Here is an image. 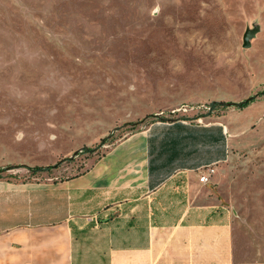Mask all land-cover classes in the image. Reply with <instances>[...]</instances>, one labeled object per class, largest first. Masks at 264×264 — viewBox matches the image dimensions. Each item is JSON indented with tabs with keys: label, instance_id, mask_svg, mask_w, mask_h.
I'll list each match as a JSON object with an SVG mask.
<instances>
[{
	"label": "rangeland",
	"instance_id": "obj_1",
	"mask_svg": "<svg viewBox=\"0 0 264 264\" xmlns=\"http://www.w3.org/2000/svg\"><path fill=\"white\" fill-rule=\"evenodd\" d=\"M173 120L224 130L201 192L229 211L234 264H264V0H0V179L80 174Z\"/></svg>",
	"mask_w": 264,
	"mask_h": 264
},
{
	"label": "crops",
	"instance_id": "obj_2",
	"mask_svg": "<svg viewBox=\"0 0 264 264\" xmlns=\"http://www.w3.org/2000/svg\"><path fill=\"white\" fill-rule=\"evenodd\" d=\"M226 143L220 128L154 122L80 174L0 179V264H234L229 211L197 177Z\"/></svg>",
	"mask_w": 264,
	"mask_h": 264
},
{
	"label": "trees",
	"instance_id": "obj_3",
	"mask_svg": "<svg viewBox=\"0 0 264 264\" xmlns=\"http://www.w3.org/2000/svg\"><path fill=\"white\" fill-rule=\"evenodd\" d=\"M257 96H251V98L245 100V101H242V102H239V103H236V104H233L235 106V108H238L240 110H243L245 109L246 107L252 105V103H254L256 100H257ZM227 103H213L212 104V109L215 110V109H218L220 106H227L226 105ZM173 121H180V120H173ZM172 121V122H173ZM144 122V121H143ZM141 122V124L143 123ZM145 122H147V120H145ZM148 123H154V122H148ZM109 138L103 140V142H107ZM84 152H87V153H93L94 150L92 149H89V148H83L82 152L79 151L78 153L75 154V156H79L80 153H84ZM73 158H66L60 162H58L57 164L55 165H51V166H48L46 168L44 167H32V168H29V170L32 172L33 175H36L38 173H47V174H50L52 173L54 170H57L59 169L61 166V164L64 162V161H72ZM16 167H21V166H16ZM27 168V167H26ZM11 169V168H9ZM2 169L0 170V173H1Z\"/></svg>",
	"mask_w": 264,
	"mask_h": 264
},
{
	"label": "water",
	"instance_id": "obj_4",
	"mask_svg": "<svg viewBox=\"0 0 264 264\" xmlns=\"http://www.w3.org/2000/svg\"><path fill=\"white\" fill-rule=\"evenodd\" d=\"M259 32V29L256 28V29H249L245 34V37H244V45L243 47L245 49H249L251 47V40L258 34Z\"/></svg>",
	"mask_w": 264,
	"mask_h": 264
},
{
	"label": "built area",
	"instance_id": "obj_5",
	"mask_svg": "<svg viewBox=\"0 0 264 264\" xmlns=\"http://www.w3.org/2000/svg\"><path fill=\"white\" fill-rule=\"evenodd\" d=\"M201 109H207V110H209V111H211L212 110V106H204V107H200ZM194 108H192V110H193ZM177 111H182V109H179V110H177ZM189 111V108H184L183 109V112H185V113H187ZM201 182L203 183V184H207L208 182H209V177L208 176H202V178H201Z\"/></svg>",
	"mask_w": 264,
	"mask_h": 264
}]
</instances>
